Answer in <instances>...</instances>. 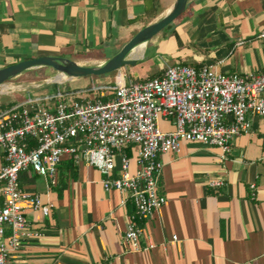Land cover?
Here are the masks:
<instances>
[{"label":"crops","instance_id":"1","mask_svg":"<svg viewBox=\"0 0 264 264\" xmlns=\"http://www.w3.org/2000/svg\"><path fill=\"white\" fill-rule=\"evenodd\" d=\"M174 2L0 0V68L43 55L100 65L139 29L165 15ZM263 30L264 0H190L174 21L131 52L134 65L102 76L64 77L33 86L4 83L0 95L10 98L0 103V110L30 95L45 97L58 90L91 98L92 84L110 83L120 74L131 80L159 76L175 63L255 74L264 69V47L257 37ZM69 82L79 85L69 88ZM248 118L250 131L233 138L222 162L218 147L189 141L182 143L179 153L159 156L157 191L166 203L158 214L137 220L140 245H153L138 252L127 251L121 242L134 206L130 200L122 202L125 197L119 191L105 190L96 168L63 156L54 185L30 169L22 172L21 187L38 194L50 211L42 215L26 210L29 226L40 235L22 241L11 257L13 263L264 264V118ZM158 125L173 129L167 119L160 118ZM125 153L133 170L132 150ZM218 176L225 184L209 186L208 181Z\"/></svg>","mask_w":264,"mask_h":264},{"label":"built area","instance_id":"2","mask_svg":"<svg viewBox=\"0 0 264 264\" xmlns=\"http://www.w3.org/2000/svg\"><path fill=\"white\" fill-rule=\"evenodd\" d=\"M257 37L264 47V30ZM88 90L95 95L58 90L0 110V264H14L11 257L22 241L40 235L29 226L26 210L50 211L38 194L21 187L22 172L30 169L54 185L63 156L96 168L105 190H117L122 202H132L134 213L121 242L127 251L138 252L153 245H140L137 220L158 214L166 203L157 191L159 156L177 154L189 141L218 147L222 162L233 138L250 131L248 115L264 118V69L226 74L210 64L175 63L159 76L131 80L120 74ZM105 92L112 97L105 98ZM160 118L171 121L173 129H161ZM224 184L219 176L208 181L211 187Z\"/></svg>","mask_w":264,"mask_h":264},{"label":"water","instance_id":"3","mask_svg":"<svg viewBox=\"0 0 264 264\" xmlns=\"http://www.w3.org/2000/svg\"><path fill=\"white\" fill-rule=\"evenodd\" d=\"M190 0H175L165 15L139 29L120 49L105 62L96 66L80 65L72 59L51 55L35 56L19 60L0 68V86L9 79L26 70L37 67H48L56 71L55 78L60 74L67 78L84 76H102L136 63V58L130 57L131 52L140 44L146 42L164 27L174 21L189 5ZM53 79L56 80V79Z\"/></svg>","mask_w":264,"mask_h":264},{"label":"rangeland","instance_id":"4","mask_svg":"<svg viewBox=\"0 0 264 264\" xmlns=\"http://www.w3.org/2000/svg\"><path fill=\"white\" fill-rule=\"evenodd\" d=\"M37 71H36V68L26 70L22 72L21 74L9 79L7 82H5V84L10 86V85H14L16 82H22L23 85L29 84L30 86H33L32 85L33 82L35 83L43 82L44 83L45 80H48V81L53 80L57 74L56 71L52 70L51 68H45L44 71L43 70L39 72ZM59 77L64 78V76L59 74L55 79L58 80ZM67 85L69 88H76L79 84L69 82V84ZM64 87L59 86V88L61 89ZM13 96H16V95H13ZM9 98H10V95H0V103L7 101Z\"/></svg>","mask_w":264,"mask_h":264},{"label":"trees","instance_id":"5","mask_svg":"<svg viewBox=\"0 0 264 264\" xmlns=\"http://www.w3.org/2000/svg\"><path fill=\"white\" fill-rule=\"evenodd\" d=\"M153 76H154V75L149 76V77H147V78H150V77H153ZM11 105H13V104L8 103V104H6V107H10Z\"/></svg>","mask_w":264,"mask_h":264},{"label":"bare ground","instance_id":"6","mask_svg":"<svg viewBox=\"0 0 264 264\" xmlns=\"http://www.w3.org/2000/svg\"><path fill=\"white\" fill-rule=\"evenodd\" d=\"M136 53H138V52H136ZM140 58H141V57H140ZM60 79H62V78L59 77L58 80H60ZM5 87H6V86H5ZM12 88H13V87H12Z\"/></svg>","mask_w":264,"mask_h":264}]
</instances>
